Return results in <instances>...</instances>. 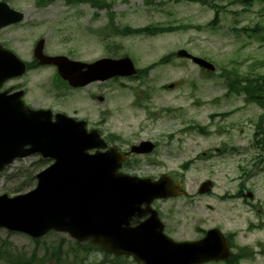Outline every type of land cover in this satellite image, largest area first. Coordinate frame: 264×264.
Returning a JSON list of instances; mask_svg holds the SVG:
<instances>
[{
    "label": "rangeland",
    "instance_id": "374dc122",
    "mask_svg": "<svg viewBox=\"0 0 264 264\" xmlns=\"http://www.w3.org/2000/svg\"><path fill=\"white\" fill-rule=\"evenodd\" d=\"M104 1L111 6L60 0L31 11L20 32L18 27L0 31V42L19 49L27 62H32L35 42L43 38L47 54L82 61L127 55L138 70L152 65L148 72L71 90L60 82V88L51 91L56 69L37 67L22 79L29 81L26 102L85 120L89 129H99L121 151L137 141L152 140L155 149L150 154L128 156L121 170L153 179L169 173L182 182L185 195L153 203L166 235L192 241L217 227L230 235L232 252L253 251L239 264H264V140L254 143L264 109L257 100L247 102L246 92L239 91L241 85L252 87L255 79L262 82L264 75V0ZM145 27L167 30L126 32ZM16 33H23L29 45L17 47ZM179 49L210 61L215 70L210 73L175 57ZM166 56L164 63H157ZM231 80L235 81L228 88ZM46 164L38 156L15 160L0 172V194L27 191L29 171ZM205 180L213 186L200 194L197 189ZM2 238L9 239L11 249L36 253L44 264H137L129 256L115 258L105 251L75 247L62 233L43 237L49 250L60 243L68 252L58 262L49 261L42 244L35 245L23 233L0 229Z\"/></svg>",
    "mask_w": 264,
    "mask_h": 264
},
{
    "label": "water",
    "instance_id": "95a60500",
    "mask_svg": "<svg viewBox=\"0 0 264 264\" xmlns=\"http://www.w3.org/2000/svg\"><path fill=\"white\" fill-rule=\"evenodd\" d=\"M12 20L16 19L6 22ZM42 43L35 48L39 63L55 64L59 75L72 86L136 72L127 56L86 64L64 56H45ZM176 55L214 70L211 63L185 50ZM24 67L15 56L5 57L0 82L22 74ZM0 108V171L15 158L29 155L53 160L36 174L31 190L12 197L0 195L1 228L32 238L49 231L63 233L77 243L89 241L115 255L131 256L138 264H199L228 256V242L218 228L194 241H174L164 234V225L150 206L152 201L185 193L181 182L169 174L152 180L119 172L125 154L115 146L107 148L97 130L88 131L83 120L62 113L52 120L51 111L23 110L19 101L10 98L0 97ZM153 147L151 141H141L130 151L148 153ZM211 185V181L202 182L198 192H207ZM134 219L137 223L131 225Z\"/></svg>",
    "mask_w": 264,
    "mask_h": 264
},
{
    "label": "trees",
    "instance_id": "16d2710c",
    "mask_svg": "<svg viewBox=\"0 0 264 264\" xmlns=\"http://www.w3.org/2000/svg\"><path fill=\"white\" fill-rule=\"evenodd\" d=\"M241 1L250 2L251 0H241ZM100 2H99V0L96 1V3L99 6L105 4L102 1H100ZM257 28H259V27H256L255 29H251V30L254 32V31L258 30ZM166 30L167 29H164L161 27H154L150 31V29L148 27H145V28H139V29H126V32L134 33V34H139V33L147 34V33H151V32H159V31H166ZM163 61H164V58L160 59L157 63H160ZM151 66H147L146 68L139 70L138 73L146 74ZM260 78L262 79V82H260L259 79H255V82L252 85V87H250L249 85H246V86L241 85L239 87V91L240 90L245 91L249 99L257 100V102L261 103L262 107L264 108V75L260 76ZM234 81L233 80L230 81V83L228 85L230 87H232ZM248 83H250V82H248ZM259 100L261 102H259ZM263 122H264V112L259 116L258 121L256 123V128L258 130L254 133V137L258 136V138L255 139L254 143H257L259 140H261V141L264 140V137H263L264 136V123ZM259 136H260V138H259ZM34 172L35 171H33V172L29 171L30 177L25 179L27 181V184H29V185L34 181V178H35ZM0 241H1L0 242V260H5L8 264H44L43 260H41L39 257L36 256V253H33L31 255H27L26 252H24V251H21V250L19 251L16 248L11 249V242L9 241L8 238H2V239H0ZM33 242L35 243V245L42 244L43 249L46 250L48 253L47 259H49V261H51V260H55L56 262L61 261L63 259V256H66V254H68L67 251H63L62 244H60V243L51 247L50 248L51 251H50L48 246L44 244L43 238L34 239ZM72 243H73V245H75V247L84 249L86 251L97 250L96 247L92 246L89 243H83V244H78L75 242H72ZM249 251H247L246 249H241L236 254H232L229 257L227 264H239V262H238L239 258L241 259V258L245 257L246 255H248V256L252 255L253 251L252 250H249ZM260 252H262V251L260 250ZM115 258H117V257H115Z\"/></svg>",
    "mask_w": 264,
    "mask_h": 264
},
{
    "label": "flooded vegetation",
    "instance_id": "af4514ba",
    "mask_svg": "<svg viewBox=\"0 0 264 264\" xmlns=\"http://www.w3.org/2000/svg\"><path fill=\"white\" fill-rule=\"evenodd\" d=\"M60 0H0V3H4L7 6H9L10 8H12L15 11H18L19 13L22 14V20H20L19 22L16 23H12L8 26H4L3 28H0V31H3L6 28H15L18 27L17 30L20 32V29L23 28V26L19 27L22 23V21L24 20V16L27 15L28 13H30L31 11H35L37 10L38 12L42 9H45L47 6L49 7L50 4H54L56 2H59ZM30 24L28 23L27 26H29ZM25 26V25H24ZM14 32V30H11ZM23 33H16V37L20 39L17 40V47L23 46V48H25L26 44L27 46L29 45L25 40V37ZM22 39V40H21ZM0 44H2L4 47L11 49V51L15 52V54L20 57L21 59L23 58L22 52L17 49L14 50L11 47H9L6 43L0 42ZM36 62L32 65H30V69L27 71L30 72L32 69L37 68L36 66ZM23 77H25V75L18 77V78H12L10 80H6L0 89H2V91H4L5 89L10 90V92H15V91H22V100L24 102V104L26 105H30L32 107H44L41 106L39 104H37L35 101H33L31 104H28V102H26V98L28 97V85H29V81H24L22 80ZM69 87V86H68ZM70 88V87H69ZM73 88H70V90ZM55 95V94H54ZM53 95L54 99L57 100L58 98H56ZM45 108H50L51 110H53L52 106H46Z\"/></svg>",
    "mask_w": 264,
    "mask_h": 264
},
{
    "label": "bare ground",
    "instance_id": "6f19581e",
    "mask_svg": "<svg viewBox=\"0 0 264 264\" xmlns=\"http://www.w3.org/2000/svg\"><path fill=\"white\" fill-rule=\"evenodd\" d=\"M1 63H2V61H0V66H1ZM2 69H3V67H1ZM4 75H3V71H1L0 72V77L2 78ZM7 80V78H3V80H1V82H0V88H1V86H2V84L5 82ZM5 93V90L4 91H2V94H4ZM17 108H19L18 106H16ZM1 109V108H0ZM0 114H3V112H1L0 111ZM3 117V116H2Z\"/></svg>",
    "mask_w": 264,
    "mask_h": 264
}]
</instances>
